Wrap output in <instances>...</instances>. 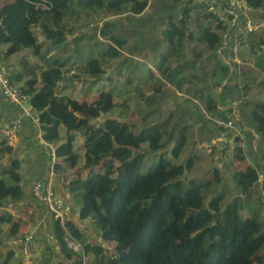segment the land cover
<instances>
[{"label": "trees", "instance_id": "1", "mask_svg": "<svg viewBox=\"0 0 264 264\" xmlns=\"http://www.w3.org/2000/svg\"><path fill=\"white\" fill-rule=\"evenodd\" d=\"M36 1L0 0V44L7 43L3 50L5 55L30 47L43 62L38 71L39 83L31 70L20 86L26 94L31 113L37 118L43 140L55 141L60 123L67 128L64 140L55 145V155L70 165L75 163L77 154L73 150L72 130L77 129L84 136L82 166L92 168L100 162L97 169H90L83 178L71 181L80 189V217H90L99 229L101 239L114 242L108 254L102 253L100 244L91 247L83 243V252L94 250L93 264H264V221L260 217L263 208L260 196L264 187H258L257 183L250 190L256 181L257 171L264 172V141L256 147L259 153L256 164L230 169V185L224 181V172L217 165L204 171L200 150L189 158H182L187 140L192 135V125L175 126V110H170L158 120V110L151 109L141 116V126L115 118H107L94 125L89 123V119L110 110L113 105V85L108 91H100L97 100L91 103L76 102L55 92L64 67L63 62L59 63L53 56L45 57L47 50L40 52V43L31 26L39 21L41 15L47 20L52 17L53 22H57L71 11L73 3L80 4L81 8L95 5L107 14L138 12L147 0H46L48 7L38 6ZM165 1L177 3V17L168 18L160 40L153 46L151 61L163 80L151 76L152 83L145 86L151 94L144 100L148 104L160 102L153 94L167 81L181 92H189L190 97H205L204 108L211 110L214 100L208 93V84L204 87L190 86L188 81L202 80L198 72L215 57L210 54L202 57L204 61L198 63L197 60L203 51L216 48L227 23L222 24L219 15L207 8L209 1ZM194 2L201 9H196ZM245 3L249 8L248 16L262 21L261 28L249 31L247 37L251 47L260 49L264 45V0H245ZM231 17L232 14H225V20ZM41 29L52 44L63 39L61 34L56 36L59 30H53L43 22ZM110 38L116 47L108 44L95 55H85L83 67L88 73L98 76L103 72V63L107 65L119 56L118 48L123 39L116 35ZM186 50L192 54L191 57L180 56ZM120 64L121 60L116 61L113 74H119ZM212 65L216 66L214 62ZM216 70L241 83V95L262 91L264 97V50L259 52L251 67L238 69L233 65L230 70L228 64L219 63ZM20 77V74L12 75L15 80ZM136 90L137 86L134 87L135 96ZM123 101L130 104V109L136 108L130 98L118 101L116 105L120 106ZM73 111L80 115L77 120L73 118ZM249 112L256 128L264 127V102L253 103ZM223 131L227 134L230 130L223 127ZM259 132L263 134L264 128ZM239 140V135L234 137V161L243 159L244 150L238 144ZM0 145L1 150L10 149L3 141ZM148 152L157 154L155 160H150L144 167ZM17 165V159L12 158L7 167L1 168L12 183L5 182L0 176V201L6 196L19 195L15 183ZM9 218V214H2L0 222ZM51 219L52 233L61 240V226L57 220ZM66 225L69 232L78 237L75 228L68 222ZM16 230L17 223L12 222L10 232L15 233ZM67 253L71 257V251ZM9 255L7 253L0 264H7ZM69 264H82V259L77 254Z\"/></svg>", "mask_w": 264, "mask_h": 264}, {"label": "crops", "instance_id": "2", "mask_svg": "<svg viewBox=\"0 0 264 264\" xmlns=\"http://www.w3.org/2000/svg\"><path fill=\"white\" fill-rule=\"evenodd\" d=\"M183 1L180 0V2ZM35 3L38 6L48 7L46 0H37ZM194 5H196V9H201L195 2ZM176 6V2L147 0L145 6L138 12L125 11L118 14H107L101 7L95 5L81 8L80 4L73 3L71 11L65 12L67 14L60 17L61 19L57 22H53L52 17L47 20L45 16L41 15L39 21L34 23L31 28L40 43V52L47 50L45 57L53 56L59 63L63 62L62 77L55 88L57 95L68 96L76 102L91 103L97 100L100 91L110 89L113 79H119L120 95H116V90L112 93L113 105L111 109L90 118V124L98 125L107 118L117 119L113 116L117 112L115 114L120 116V119L117 120L141 126V116L151 109L158 110V120L162 119L170 110H175L177 113L175 126L185 123L192 125V135L187 140L186 151L182 158H189L193 152L200 150L204 171H209L213 165H217L224 172V181H228V184L232 185L229 179L232 167L243 168L248 164H256L259 159L256 147L260 141H264V133L260 134L259 132L264 127L256 128V123L249 110L253 103L264 102V97L262 91H257L245 94V97L240 98L243 91L242 84L237 83L229 74L219 73L216 68L219 63L228 64L230 70L233 65L238 69L251 67L259 52L264 50V45H261L260 49L251 47L247 41V32L244 35L246 40L240 45L236 54L232 55L227 37L224 38L221 34V41L213 51H203L200 59L197 60L198 63L204 61L202 57L210 54H214L215 59L208 60L204 66L201 65L205 67H201L198 72L202 78L201 81L189 79L188 82L190 86L204 87L205 84H208V93L214 100L213 109L206 110L204 108L205 97H190L189 92L183 93L167 81L159 86L157 92L153 94L161 101L148 104L144 99L151 94V91L149 88L146 90L145 86H150L152 83L151 76L163 80L160 77L159 69L151 61L153 46L160 40L161 31L168 18L170 16L177 17ZM217 8L215 7L217 12H220L221 10ZM41 22L53 30H59L60 32L56 36L60 37V34L63 36L61 42L52 44L50 38H45ZM112 35L123 39L122 45L118 48L120 54L116 58L117 61L121 60L119 74H113L114 59L107 65L106 63L102 64L103 72L98 76L88 73L83 67L85 55H94L97 51L106 48L108 44L116 47L110 38ZM6 45L7 43L0 44V66L10 72L12 82L22 85L32 70L36 74L38 84L39 66L43 65L39 55L34 54L30 47H23L5 55L3 50ZM180 56L189 58L192 54L186 50ZM158 59L157 57V61ZM213 62L216 66L212 65ZM159 63L161 62L159 61ZM164 65L161 64V66ZM183 72L185 73V71ZM16 74L21 75L17 80L12 78V75ZM135 86H137L136 96L134 94ZM117 97H121L118 99L119 102L126 98L134 100L133 104L136 108L130 109V104L124 101L120 106L115 105ZM21 103L8 100L0 92V130L6 128L11 119H18V125L12 136L0 135V141L10 146L9 150L0 149V176L5 182L12 183V179L6 173L1 172V168L7 167L10 160L16 158L18 178L15 183L19 188L17 197L6 196L0 201V215H10L9 220L0 222V260L10 253L7 257V264H69L72 257L77 255L71 252V257H68L69 250L52 233L50 214L41 203L32 198L30 186L35 179H41L48 183L54 196L63 200L67 210L65 224L68 222L75 228L78 233L77 238L82 244L91 247L100 244L103 246L102 253H111L113 244L101 239L100 231L92 219L87 216L80 217V189L73 182L71 183V181L86 176L90 169H97L100 162L92 168L82 166L85 148L84 136L80 130L76 129L72 130L74 134L73 150L77 154L75 163L70 165L62 157L55 156L53 163L55 173L50 174L47 147L49 145L55 148V145L62 142L67 128L60 123L58 138L52 142L43 140L36 116ZM114 108L115 110H113ZM72 113L74 120H77L80 116L79 113L76 111ZM226 118H231L238 130L240 137L238 144L244 150L242 152L243 159L240 161L232 159L234 144L226 148L217 140L220 134H226L223 127H227L222 122ZM167 145L170 146L171 142L168 141ZM222 148L224 152H222ZM152 154V152H148L146 158H155ZM257 183L255 181L250 190H253ZM258 187L262 188L260 184ZM260 197L264 208V189H262ZM12 222L17 223L15 233L10 232ZM26 234L30 235V238L22 246L20 240ZM83 259L85 264H93V248L85 250Z\"/></svg>", "mask_w": 264, "mask_h": 264}, {"label": "built area", "instance_id": "3", "mask_svg": "<svg viewBox=\"0 0 264 264\" xmlns=\"http://www.w3.org/2000/svg\"><path fill=\"white\" fill-rule=\"evenodd\" d=\"M197 2L204 1L208 3V9H211L219 15V19L222 24H226L225 30L222 32L224 38L228 39L229 49L232 55H235L239 46L244 43V35L254 29L261 28L262 21L259 19H252L248 16L249 8L245 3V0H195ZM215 7H218L221 11L217 12ZM225 14H232L229 20H225ZM228 29L230 33L228 34ZM228 35V36H227ZM0 92L10 101L21 103L26 100V94L23 92L20 85L15 84L11 80L10 72L3 69L0 66ZM245 97L241 95L240 98ZM36 118V117H35ZM37 120V118H36ZM224 126L229 128L227 134H220L217 138L222 146L231 147L234 144V137L238 136V130L234 126L233 120L227 118L222 121ZM18 125V119H11L9 125L0 130V135L10 137L14 134L15 129ZM48 149V170L50 174L55 173V168L53 166L55 160L54 148L49 146ZM256 181L264 187V172L257 171ZM31 196L35 201L41 203L50 216L57 220L61 226L62 235L61 241L64 246L71 252L78 254L82 259V264L84 262V252L82 242L72 235L66 224L67 210L66 205L60 198L54 196L53 191L48 183L41 179H35L30 186ZM30 238V235L26 234L20 240L22 246Z\"/></svg>", "mask_w": 264, "mask_h": 264}, {"label": "rangeland", "instance_id": "4", "mask_svg": "<svg viewBox=\"0 0 264 264\" xmlns=\"http://www.w3.org/2000/svg\"><path fill=\"white\" fill-rule=\"evenodd\" d=\"M217 9H218V8H217ZM94 55H95V54H94ZM116 61H117L116 59L113 60V62H114V67H115V65H116ZM114 67H113V68H114ZM113 81H114V83H113V86H112V87H113L114 90L117 91L116 95H117V94L120 95V91H121V90H120V82H119V79L115 78V79H113ZM113 96H114V95H113ZM120 98H121V97H117V98H116V102H118V99H120ZM116 102H115V105L117 104ZM113 110H115V108H114ZM118 110H119V109H118ZM115 113H117V112H115ZM115 113L113 114V116L116 117L117 119H120V116H119L118 114H115ZM156 154H157V153H153L152 156H153V157H156ZM150 160H151V161H152V160H155V158H150V159H149V158H145V159H144V162H143V166H144V167H147V166L149 165V161H150ZM260 217H261V219L264 221V208H262V210H261V212H260ZM112 244H114V242H112ZM112 246H113V245H112Z\"/></svg>", "mask_w": 264, "mask_h": 264}, {"label": "water", "instance_id": "5", "mask_svg": "<svg viewBox=\"0 0 264 264\" xmlns=\"http://www.w3.org/2000/svg\"><path fill=\"white\" fill-rule=\"evenodd\" d=\"M21 104H22V106L27 107L30 110V105H29V102L27 100L22 101Z\"/></svg>", "mask_w": 264, "mask_h": 264}]
</instances>
